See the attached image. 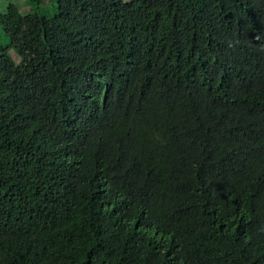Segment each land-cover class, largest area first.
<instances>
[{"label": "trees", "instance_id": "obj_1", "mask_svg": "<svg viewBox=\"0 0 264 264\" xmlns=\"http://www.w3.org/2000/svg\"><path fill=\"white\" fill-rule=\"evenodd\" d=\"M24 3L0 264H264V0Z\"/></svg>", "mask_w": 264, "mask_h": 264}, {"label": "rangeland", "instance_id": "obj_2", "mask_svg": "<svg viewBox=\"0 0 264 264\" xmlns=\"http://www.w3.org/2000/svg\"><path fill=\"white\" fill-rule=\"evenodd\" d=\"M54 0H46V3H52ZM25 0H0V14H3L10 5H15L18 8H20L21 11H25L26 13H29L32 11L30 6L25 5ZM53 5V4H52ZM55 9L53 8H44L40 7L38 10H36L37 13L45 15L46 17H52L55 13ZM0 40L3 43H6V37L1 33L0 31ZM13 55L15 57V60L19 62V57L18 55L13 51Z\"/></svg>", "mask_w": 264, "mask_h": 264}]
</instances>
